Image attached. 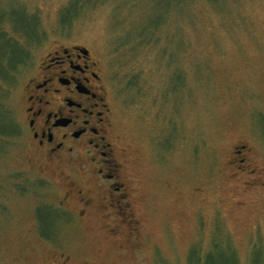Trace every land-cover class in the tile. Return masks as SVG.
Masks as SVG:
<instances>
[{"label":"rangeland","instance_id":"rangeland-1","mask_svg":"<svg viewBox=\"0 0 264 264\" xmlns=\"http://www.w3.org/2000/svg\"><path fill=\"white\" fill-rule=\"evenodd\" d=\"M1 18L25 55L0 83L20 130L26 67L58 45L100 62L134 230L89 180L80 220L69 183L15 131L0 151V264H264V0H0ZM6 51L0 74L19 58Z\"/></svg>","mask_w":264,"mask_h":264},{"label":"flooded vegetation","instance_id":"flooded-vegetation-1","mask_svg":"<svg viewBox=\"0 0 264 264\" xmlns=\"http://www.w3.org/2000/svg\"><path fill=\"white\" fill-rule=\"evenodd\" d=\"M56 48L25 68L22 130L17 124L15 131L28 136L36 155L69 183L62 201L68 194L75 196L83 206L76 214L80 220L91 202L83 187L89 180L103 211H109L105 216L114 214L124 228L134 230L129 194L110 138L112 112L100 62L80 45ZM244 148L234 152L237 164L245 160L239 158Z\"/></svg>","mask_w":264,"mask_h":264},{"label":"trees","instance_id":"trees-1","mask_svg":"<svg viewBox=\"0 0 264 264\" xmlns=\"http://www.w3.org/2000/svg\"><path fill=\"white\" fill-rule=\"evenodd\" d=\"M170 1H171V7L179 8L183 6V4H188L191 0H170ZM0 21H2V18L0 19ZM0 46H2V49L0 50V66H2L4 56L8 54L6 51L7 48L10 50L11 53L17 52L18 54L16 55L19 56V58H16L17 60H15V62L10 67L2 68V74H0V83H1L3 80H8V81L10 80L9 79L10 72L13 71V68L16 67V65L22 60V58L25 55H24V51L20 49V47L17 45V42L13 41L12 38L7 37L1 31H0ZM8 118L9 117L7 116L6 112L2 109L0 105V151L2 150L3 147L2 143L8 139H11L15 134V126L14 124L8 121ZM47 209L50 210V208ZM54 217L55 216L53 215V218ZM55 223H56V219L54 218L50 226ZM42 236L46 237L47 235L46 233H44L42 234Z\"/></svg>","mask_w":264,"mask_h":264}]
</instances>
